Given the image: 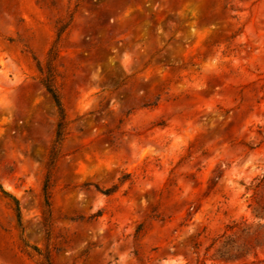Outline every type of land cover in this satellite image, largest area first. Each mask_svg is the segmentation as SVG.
<instances>
[{
    "label": "rangeland",
    "instance_id": "obj_1",
    "mask_svg": "<svg viewBox=\"0 0 264 264\" xmlns=\"http://www.w3.org/2000/svg\"><path fill=\"white\" fill-rule=\"evenodd\" d=\"M74 5L0 0V264H264V0Z\"/></svg>",
    "mask_w": 264,
    "mask_h": 264
},
{
    "label": "trees",
    "instance_id": "obj_2",
    "mask_svg": "<svg viewBox=\"0 0 264 264\" xmlns=\"http://www.w3.org/2000/svg\"><path fill=\"white\" fill-rule=\"evenodd\" d=\"M82 1L83 0H75L74 9H76ZM70 21L71 19H69V21L65 23H62L57 28L55 41L47 53L45 62L43 64H39V63L37 64V69L40 75L39 83L51 96L55 104V107L57 109L58 117H59V121L56 127L55 136H54L53 145L50 150L49 157H48L47 173H46L44 185L42 188L44 207L46 208V217L44 218L46 223L48 222L51 216L49 199H50V190L52 187L51 185L52 170L54 168L55 161L58 157L61 144L64 141V138L66 135L65 132H66L67 121L65 119L61 97H60L59 89L57 86L58 79L60 77V73H59L58 66H57V60H58L59 52H60L59 44L62 40L63 34L65 33L66 29L70 25ZM111 192H113V190L109 189V190L104 191V194L108 195ZM0 194L3 197L12 201L14 205L13 212L16 218V222H17L18 228L21 230L22 228L21 211H20L18 200L14 196L9 194L7 191H5L1 185H0ZM24 246L27 247L28 245L24 243ZM44 258L46 259L47 264H50L48 261L49 257L47 253L44 255Z\"/></svg>",
    "mask_w": 264,
    "mask_h": 264
}]
</instances>
